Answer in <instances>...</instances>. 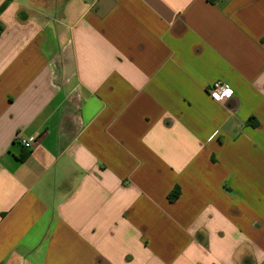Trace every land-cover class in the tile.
<instances>
[{"label":"crops","instance_id":"obj_1","mask_svg":"<svg viewBox=\"0 0 264 264\" xmlns=\"http://www.w3.org/2000/svg\"><path fill=\"white\" fill-rule=\"evenodd\" d=\"M0 264H264V0H0Z\"/></svg>","mask_w":264,"mask_h":264},{"label":"built area","instance_id":"obj_2","mask_svg":"<svg viewBox=\"0 0 264 264\" xmlns=\"http://www.w3.org/2000/svg\"><path fill=\"white\" fill-rule=\"evenodd\" d=\"M226 84L225 83H223V82H221V81H218V82H215V83H213L210 87H209V89H208V91H209V93L213 96V93L214 92H217V90L219 89V91H223L224 90V86H225ZM234 93V92H233ZM233 96V95H232ZM229 99H231V98H226L224 101H222V102H227ZM22 145L24 146V147H26V148H32L33 147V142L32 141H29V140H22Z\"/></svg>","mask_w":264,"mask_h":264},{"label":"clouds","instance_id":"obj_3","mask_svg":"<svg viewBox=\"0 0 264 264\" xmlns=\"http://www.w3.org/2000/svg\"><path fill=\"white\" fill-rule=\"evenodd\" d=\"M233 95V90L230 86L225 85L224 90L221 92L219 89L217 92L213 93V98L217 101H224L226 98H231Z\"/></svg>","mask_w":264,"mask_h":264},{"label":"trees","instance_id":"obj_4","mask_svg":"<svg viewBox=\"0 0 264 264\" xmlns=\"http://www.w3.org/2000/svg\"><path fill=\"white\" fill-rule=\"evenodd\" d=\"M179 195V193H173L172 195H171V198L173 197V198H177V196Z\"/></svg>","mask_w":264,"mask_h":264}]
</instances>
